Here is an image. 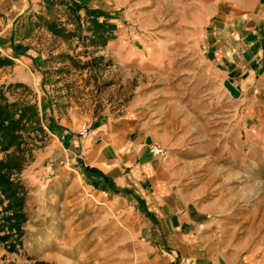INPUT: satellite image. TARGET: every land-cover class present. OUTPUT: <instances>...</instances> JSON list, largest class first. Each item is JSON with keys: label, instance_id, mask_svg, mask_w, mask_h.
I'll return each instance as SVG.
<instances>
[{"label": "crops", "instance_id": "0c3cea01", "mask_svg": "<svg viewBox=\"0 0 264 264\" xmlns=\"http://www.w3.org/2000/svg\"><path fill=\"white\" fill-rule=\"evenodd\" d=\"M156 1L0 0V50L35 81L42 127L68 169L121 207L139 243L138 264H264V0H177L179 16L191 12L225 105L213 89L189 85L192 75L173 73L172 48L156 36L162 31L136 25L154 15ZM85 9L115 25L105 44L92 42ZM126 18L135 24L124 25ZM75 20L91 43L76 49H104L121 69L105 82L100 108L86 113L58 87L71 76L63 71L69 61L56 58V71H46L45 53L79 35ZM37 34L35 46L27 42ZM49 41L56 48L45 52ZM39 81L52 89L39 90ZM85 117L90 133L80 140ZM151 142L167 149L166 161L148 153Z\"/></svg>", "mask_w": 264, "mask_h": 264}, {"label": "rangeland", "instance_id": "374dc122", "mask_svg": "<svg viewBox=\"0 0 264 264\" xmlns=\"http://www.w3.org/2000/svg\"><path fill=\"white\" fill-rule=\"evenodd\" d=\"M180 7L177 0H157L154 15L138 19L136 25L162 31L156 36L159 41L168 42V47L172 48L173 73L192 75L188 79L189 85L194 89H213L218 93L219 104L225 105L226 99L216 87V74L200 51L191 12L188 10L186 17H181ZM132 21L134 19L126 18L123 24H135ZM73 24L79 35L72 40L69 38L67 48L63 51L52 56L45 53V59L51 62L46 71L53 74L56 69L52 65L60 60L69 61L70 69L63 71L71 76L58 87L68 91L72 104H84L85 109L81 111L86 113L90 106H94V111L100 108V94L105 82L120 73L121 69L117 63L115 67H108L116 62L110 52L101 53L91 48L77 50L78 44H86L82 35L84 22L75 20ZM37 36L42 38L37 34L27 42L35 46L39 42ZM75 40L78 43L73 47L71 44ZM89 44L87 42L85 47ZM46 46L45 52L56 48L54 41L47 42ZM68 49L71 52L68 53ZM0 54L6 56L1 50ZM12 63L11 59V63L0 67V89L6 100L14 104L17 112L33 107L35 113H26L23 119V128L19 132L20 154L15 147L5 152L0 149V160L8 153H18L21 157L20 170L12 172L10 177L22 187L19 194L23 199L22 211L26 218L21 223L19 236L12 230L10 238L0 240V264H138L139 243L121 207L111 196L89 185L81 172L78 175L68 169L66 162L62 161L63 148L56 139L51 140V136L42 127L37 111L35 81L22 75V69L14 70ZM84 67L88 70L82 75ZM17 75H21V78ZM197 75L201 78L195 77ZM138 77L142 79L144 76ZM37 86L43 92L52 89L47 84L41 87V81ZM88 119L85 117L83 122H88ZM7 203L8 200L3 198L0 211ZM4 231L7 230L1 231L0 235Z\"/></svg>", "mask_w": 264, "mask_h": 264}, {"label": "trees", "instance_id": "16d2710c", "mask_svg": "<svg viewBox=\"0 0 264 264\" xmlns=\"http://www.w3.org/2000/svg\"><path fill=\"white\" fill-rule=\"evenodd\" d=\"M80 8V5L74 4L70 11L77 17V12ZM85 14L89 18V29L94 33L95 40H92V42L105 44L111 36L110 32L115 28V25L105 21H98V16L103 13L97 9H85ZM47 27L55 35L63 33L62 28L54 22L49 23ZM106 32L107 34H105ZM9 63H11V59L0 54V67ZM26 113L33 115L35 111L33 107H28L17 112L14 104L6 100L3 91L0 89V149L2 151L5 152L9 148L15 147L18 153L20 152L21 135L19 132L23 128V119ZM18 153H8L3 160H0V203H2L3 198L8 200V203L0 211L2 218L0 232L7 230L0 235L1 241H6L10 238L13 234L11 233L12 230L19 236L21 223L26 219L22 211L23 199L19 194L22 187L18 181L10 177L12 172H17L21 168V157L20 153ZM37 264L45 263L39 262Z\"/></svg>", "mask_w": 264, "mask_h": 264}, {"label": "built area", "instance_id": "2783aa9c", "mask_svg": "<svg viewBox=\"0 0 264 264\" xmlns=\"http://www.w3.org/2000/svg\"><path fill=\"white\" fill-rule=\"evenodd\" d=\"M97 50H100L99 52H101V53L104 52V49H97ZM97 50H95V51H97ZM103 55H101V56H103ZM111 65L109 64V66H111ZM84 69H86V71L88 70L85 67H84ZM89 133H90L89 123L83 122L80 125L79 130H78V136H79L80 140L86 139L89 136ZM147 150H148V153L152 157L158 158L161 161H166V159L168 157L167 149L165 147H163L162 145H160L159 143H156V142L149 143L147 145Z\"/></svg>", "mask_w": 264, "mask_h": 264}]
</instances>
